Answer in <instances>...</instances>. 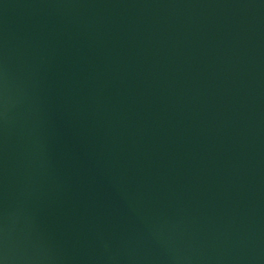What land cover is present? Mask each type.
Segmentation results:
<instances>
[{"label":"water","instance_id":"obj_1","mask_svg":"<svg viewBox=\"0 0 264 264\" xmlns=\"http://www.w3.org/2000/svg\"><path fill=\"white\" fill-rule=\"evenodd\" d=\"M0 264H264V0H0Z\"/></svg>","mask_w":264,"mask_h":264}]
</instances>
